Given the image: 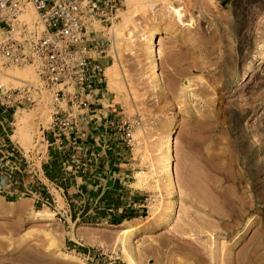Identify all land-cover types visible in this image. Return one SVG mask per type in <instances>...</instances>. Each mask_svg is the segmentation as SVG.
<instances>
[{
  "label": "rangeland",
  "instance_id": "rangeland-1",
  "mask_svg": "<svg viewBox=\"0 0 264 264\" xmlns=\"http://www.w3.org/2000/svg\"><path fill=\"white\" fill-rule=\"evenodd\" d=\"M124 16L115 51L110 29ZM114 25L103 36L104 64H115L124 91L107 85L106 101L118 119L132 120V146L98 160L48 149L46 91L7 122L0 117V142L19 149L0 161V264H90L92 247L106 253L99 264H128L115 241L130 226L143 251L138 264H264V59L254 53L264 40V0H123ZM152 31L162 84L138 38ZM4 64L9 87L24 82L6 74L14 69L37 82L32 66ZM169 131L176 193L162 174Z\"/></svg>",
  "mask_w": 264,
  "mask_h": 264
},
{
  "label": "built area",
  "instance_id": "built-area-1",
  "mask_svg": "<svg viewBox=\"0 0 264 264\" xmlns=\"http://www.w3.org/2000/svg\"><path fill=\"white\" fill-rule=\"evenodd\" d=\"M122 7L123 0H0V60L5 66H32L37 77L36 83L9 87L1 80L0 70L2 121H8L7 113L35 103L46 91L52 114L50 127L43 133L48 149L91 152L98 160L114 147L132 146V120L118 119L113 101H106L103 36ZM31 8L38 16L35 27L23 20ZM0 132L7 133L6 128L0 126ZM5 151L13 156L19 149L13 141L0 142V161L7 157ZM105 254L92 247L84 257L90 264H99ZM109 264L121 263L112 257Z\"/></svg>",
  "mask_w": 264,
  "mask_h": 264
},
{
  "label": "bare ground",
  "instance_id": "bare-ground-1",
  "mask_svg": "<svg viewBox=\"0 0 264 264\" xmlns=\"http://www.w3.org/2000/svg\"><path fill=\"white\" fill-rule=\"evenodd\" d=\"M135 1L136 0H126V5L128 7H131L135 3ZM36 18H37V14L32 8L29 9V11L23 15V20L29 23L31 27L36 26V23H37ZM126 22H127V17L124 16V20L121 24H116L110 29V38L112 39V41H114L113 46L115 48V51L116 50L119 51V48H120L119 45H121L120 44L121 40H123V28ZM40 27H41V24H40ZM139 37H140V41L144 42V46H145L144 54L146 55V58L148 60V68H149L150 76L154 79L155 83L162 84L164 80L161 76L160 67H159L160 52L157 49V32L152 31L148 34L143 33L139 35L138 38ZM0 38H1V32H0ZM132 38L133 36L130 38L128 37V39H132ZM128 44L131 50L134 49L132 48V46L134 47V44L132 43L131 45L130 43ZM254 53L257 55L259 59H264V40L262 42H259L257 47L254 49ZM116 71L117 69H116L115 64L114 65L111 64V66L107 68L108 87L111 90H114L116 92H123L124 87L117 81L118 74L116 73ZM6 74L10 78L17 79L15 80L16 83H21L22 81L30 82L28 81V78L30 75L27 71L23 72L22 70L14 69L13 73L11 71V73L7 72ZM246 80H247L246 75H244L242 78L239 79L238 84L242 85L245 83ZM174 139L175 138L173 137L172 133L169 131L167 134H165L164 139L162 141L163 143L161 144L162 145L161 147L162 165H163L162 174L165 179L164 182H166V184L170 188L169 190H171L172 193H176L178 190V186H177V182L175 178V172H174V162H173L174 146H175ZM169 209L170 210L174 209L173 201L169 204ZM137 230L138 229L133 226L126 227V228L121 229L118 232L117 237H116V241H115L116 248L115 249H119L122 252V254L124 255L125 261L128 264H138L137 257L141 254L143 255L142 247L140 248V246H135L133 244L135 243L133 242V237L136 236L135 233L137 232ZM68 255L69 254H67V256Z\"/></svg>",
  "mask_w": 264,
  "mask_h": 264
}]
</instances>
